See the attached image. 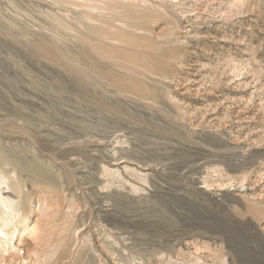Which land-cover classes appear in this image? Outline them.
<instances>
[{
  "label": "rangeland",
  "instance_id": "1",
  "mask_svg": "<svg viewBox=\"0 0 264 264\" xmlns=\"http://www.w3.org/2000/svg\"><path fill=\"white\" fill-rule=\"evenodd\" d=\"M2 224L0 264H264V0H0Z\"/></svg>",
  "mask_w": 264,
  "mask_h": 264
},
{
  "label": "bare ground",
  "instance_id": "2",
  "mask_svg": "<svg viewBox=\"0 0 264 264\" xmlns=\"http://www.w3.org/2000/svg\"><path fill=\"white\" fill-rule=\"evenodd\" d=\"M4 224H6V223H4ZM4 224H2L3 225V227H6V225H4ZM2 226H0V237L2 238H4V237H6L5 239H6V241H7V239H8V235H9V229L6 227V228H1ZM5 241V242H6ZM15 247H18V246H15Z\"/></svg>",
  "mask_w": 264,
  "mask_h": 264
}]
</instances>
